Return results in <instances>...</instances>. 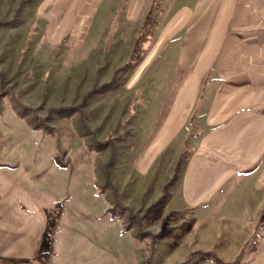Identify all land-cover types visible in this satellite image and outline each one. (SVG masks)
<instances>
[{
	"label": "rangeland",
	"instance_id": "obj_1",
	"mask_svg": "<svg viewBox=\"0 0 264 264\" xmlns=\"http://www.w3.org/2000/svg\"><path fill=\"white\" fill-rule=\"evenodd\" d=\"M160 1L140 34L130 0H0V264H264L253 195L179 189L199 125L187 149L170 130L184 34Z\"/></svg>",
	"mask_w": 264,
	"mask_h": 264
},
{
	"label": "crops",
	"instance_id": "obj_2",
	"mask_svg": "<svg viewBox=\"0 0 264 264\" xmlns=\"http://www.w3.org/2000/svg\"><path fill=\"white\" fill-rule=\"evenodd\" d=\"M130 2L132 16L147 12L140 34L144 33L145 19L153 13L154 6L166 4L160 0ZM146 3H150L148 9ZM169 3L170 16L176 21L164 30V35L184 34L178 39L179 46L171 50L177 53L175 57L185 72L171 105L170 130L175 135L181 133L182 147L187 149L188 126L195 129L199 125L179 189L189 203L198 204L225 190L230 183L232 194L253 195L250 208L256 201V208L262 211L264 0ZM164 14L165 11L155 15ZM180 27H184L183 32Z\"/></svg>",
	"mask_w": 264,
	"mask_h": 264
},
{
	"label": "trees",
	"instance_id": "obj_3",
	"mask_svg": "<svg viewBox=\"0 0 264 264\" xmlns=\"http://www.w3.org/2000/svg\"><path fill=\"white\" fill-rule=\"evenodd\" d=\"M150 15L151 13L147 16V18L145 19V23H144V27H146L148 25V22L150 20ZM134 61V60H133ZM133 62H131L132 64ZM110 86V84L104 85L103 88H108ZM102 88V89H103ZM182 168V159H180V161L178 162V165L176 167V175L174 176V178H177V173L180 171V169ZM168 192V187L165 188V194L162 196V198H160V202L165 201V197H166V193ZM157 205V204H156ZM206 254L209 255V257H211L217 264H240V257L242 256V252L239 254L238 258L235 261H230V262H226L225 260H223L222 258L218 257L217 255H215L214 252L210 251L207 252ZM182 264H187V261L182 263Z\"/></svg>",
	"mask_w": 264,
	"mask_h": 264
}]
</instances>
